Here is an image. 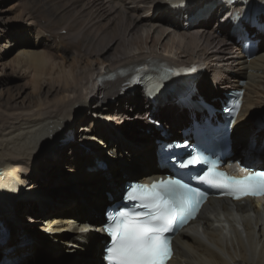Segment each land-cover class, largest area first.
<instances>
[{
  "label": "bare ground",
  "instance_id": "bare-ground-1",
  "mask_svg": "<svg viewBox=\"0 0 264 264\" xmlns=\"http://www.w3.org/2000/svg\"><path fill=\"white\" fill-rule=\"evenodd\" d=\"M178 1L32 0L24 11L8 8L6 12L15 10L10 19H4L6 12L0 10V210H7L0 222L12 233L9 249H16L12 259L98 264L99 228L110 203L104 192L114 196L135 167L141 169L140 181L159 175L152 155L154 134L137 136L140 141L134 143L128 128L136 118L143 122L146 113L174 128L189 111L179 107L174 95L147 103L137 88L119 94L125 72L140 60L180 61L148 48L140 51L138 45L134 52L128 48V37L145 25L150 31L157 28L156 35L168 34V25L178 28L182 33L177 36L187 34L190 46L199 45L203 52L185 56L200 62L189 79L195 91L203 88L200 82L208 74L203 69L211 75L203 88L207 95L242 80L232 145L244 137L257 144L264 137V130L248 121L264 104V48L259 46L250 58L242 56L227 35L226 17L216 19L215 14L228 11L226 5L187 0L183 12L171 10ZM139 4L145 5V18L138 13ZM213 7L215 26L204 19ZM261 18L264 21V15ZM257 38L264 44V35ZM13 79H25L26 85H15ZM107 118L115 120L114 127L106 125ZM69 134L73 142L67 140ZM100 158L107 159L105 168L85 170ZM258 159L262 164L263 157ZM48 173H55L51 187ZM226 205L210 211L209 203L207 213L175 235L171 264H264V205L249 199L231 202L232 212ZM27 224L35 234H28Z\"/></svg>",
  "mask_w": 264,
  "mask_h": 264
},
{
  "label": "snow or ice",
  "instance_id": "snow-or-ice-1",
  "mask_svg": "<svg viewBox=\"0 0 264 264\" xmlns=\"http://www.w3.org/2000/svg\"><path fill=\"white\" fill-rule=\"evenodd\" d=\"M199 163L201 161L192 156L180 167ZM196 178L209 187L225 189L236 200L264 196V172L248 170L247 175L237 178L212 166ZM203 195L198 189L176 180L131 185L124 199L135 201V206L142 211L122 208L114 212L103 229L112 237L105 259L109 264H166L171 257V248L164 234L171 231V225L179 215L190 214Z\"/></svg>",
  "mask_w": 264,
  "mask_h": 264
},
{
  "label": "rangeland",
  "instance_id": "rangeland-1",
  "mask_svg": "<svg viewBox=\"0 0 264 264\" xmlns=\"http://www.w3.org/2000/svg\"><path fill=\"white\" fill-rule=\"evenodd\" d=\"M31 1L32 0H0V10H2L3 12H6L8 8L15 6V10L17 8V9H20V10L22 9L21 11H24V9H28V6L30 5L29 2H31ZM102 1H104L105 3L111 2L113 4H116L119 0H102ZM128 1L130 2L131 0H126V2H128ZM134 1L135 0H133V2L131 4H134ZM30 8L31 7H29V9ZM138 8H139L138 13H142L143 17L145 18V15L148 14V12H146V10H144L145 5L144 4H139ZM15 10L13 12H6L5 15H3L4 19L13 18V14H15L14 13ZM18 13H19V11H18ZM167 27L170 30V31H168V34L164 35L163 33H161L160 35H156L157 34L156 30H158L157 28H154L155 29L154 31H150L151 28L148 25H145V27L142 29V31H140V33H136L134 36L128 37L127 42H126L127 46L129 45L128 48L131 49L132 52H134V50L137 49V45H138V47L140 48V51H145L146 48H148V49H150L152 51L159 52L160 55H162L164 57L165 56L166 57H171L170 55H172V56L174 55L176 58H178L180 60L186 59L185 56H186L187 53L194 52V53L200 54L201 52H203L198 44H195L193 46L191 45L192 47L190 46V42L188 41V39H186L188 37L187 34H182L180 36H177L178 34H176V32L182 33V32H180V30L177 27H176L177 29H174L173 27H171L169 25ZM176 30H178V31H176ZM57 31H58L59 34H61V35L63 34L64 35V32H65L64 29H61V30L59 29ZM145 33H146V35H144ZM143 38H144V41H143ZM129 41H130V44H129ZM150 44H152V45H150ZM182 46L185 47V48H184L183 52H180L179 50H180V48H182ZM189 46H190V48H189ZM203 71L208 73L207 77L205 78V80H202L200 82L201 86H203V88H204L207 85V81H206L207 78L209 79V76H211V75H209L208 70L203 69ZM7 72L9 73L10 70H7ZM12 83L15 84V85H19V86H21V85L25 86L26 85V80L25 79H13ZM199 90H202V89L199 88L198 91ZM210 101H212V100H210ZM111 125L115 126V121H111ZM125 129H127V127ZM130 129H131V132H130L128 137H130V140H131V138H133L134 134H136V133H135V129H132L131 126H130ZM130 129L128 128V131ZM140 136H142V135H140ZM134 138L135 139H132V140H134L133 141L134 143L140 141L137 137H134ZM103 147H105V145H103ZM105 149H108V147H106ZM66 154H67V152H66ZM64 157H65V154H64ZM109 161H114V160H109ZM46 176L48 177V179H49V176H50V182L48 183L47 187H51V185H53V183H54L53 181L55 180V173H51V174L48 173ZM129 176L130 177L134 176L131 171H129ZM44 178H43V180L39 179L41 181L39 183L44 182ZM70 194L74 195L75 193H70ZM84 198H86V197H84ZM32 202H34V200H31V203ZM56 204L57 203H54V205H56ZM34 208H38V207L36 205H34ZM29 230H32V225L31 224H27V232H28V234L32 235V234L36 233V232L34 233V230H32L33 233H29V232H31ZM39 254H41L43 256H46V253H39ZM41 259L42 258H39V261ZM50 262H53V261L51 260ZM50 262H46L45 261L44 264H48ZM54 262H55V264H59L60 263V259H58V260L56 259V260H54ZM25 264H30V263L26 260Z\"/></svg>",
  "mask_w": 264,
  "mask_h": 264
},
{
  "label": "water",
  "instance_id": "water-1",
  "mask_svg": "<svg viewBox=\"0 0 264 264\" xmlns=\"http://www.w3.org/2000/svg\"><path fill=\"white\" fill-rule=\"evenodd\" d=\"M39 264H43L42 261H40Z\"/></svg>",
  "mask_w": 264,
  "mask_h": 264
}]
</instances>
